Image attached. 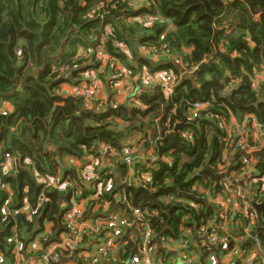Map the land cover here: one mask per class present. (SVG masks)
<instances>
[{"label":"trees","instance_id":"16d2710c","mask_svg":"<svg viewBox=\"0 0 264 264\" xmlns=\"http://www.w3.org/2000/svg\"><path fill=\"white\" fill-rule=\"evenodd\" d=\"M134 7L131 0H0V105L2 101L11 105V110L0 112L3 264L16 263L17 247L25 253L36 234L45 230V221L50 224V233L45 240L40 239L41 245L57 243L62 214L72 205L71 199L82 202L86 219L98 209L105 220L118 214L135 221L134 226L126 227L131 237L150 229L153 239L192 243L196 237L202 238L197 233L200 227L214 224L219 217L218 208L208 202L204 191L219 190L215 174L224 173L219 172L218 163L226 160L229 173L239 172L242 164L240 158L229 164L234 145L226 142L222 123L229 125L230 116L241 121L249 114L246 129L264 125V80L256 88L252 86V77L264 70V0H151L148 5ZM144 15L151 24L139 21ZM128 19L132 24L126 23ZM100 43L111 58L125 63L129 56L133 58L129 66L132 77L143 68L171 72L179 78L172 94L156 85L141 89L136 96L141 107L112 105L103 98L86 102L73 89L85 83L80 75L84 78L85 70L97 69L101 60L92 56L88 64H82L86 53L78 52ZM140 46L165 50L167 55L170 50L173 60L151 62L139 53ZM175 59L186 66V73L198 69L181 76ZM196 103L203 107L196 109ZM145 116L152 131L137 126ZM118 120L134 121L126 130L135 131L142 148L151 154H156V141L164 147L175 142L154 161L150 181L123 188L128 204L116 203L118 190L109 167L117 163L122 171L119 175L125 176L132 169L143 170L146 164L127 166L114 162L118 158L103 155L104 159L99 153L100 147L107 146L124 156L123 148L133 146L123 141L126 134L118 129ZM179 123L182 126L175 130ZM184 129L188 135L181 133ZM5 154L13 159L8 169L2 165ZM64 155L79 162L95 158L87 181L81 174L84 168L80 171L85 183L75 179L72 168L61 165ZM256 160L254 168L262 176L264 157ZM96 164H105L106 169L97 174ZM96 175H103L104 182L112 178L113 185H101L97 194L98 189L89 184ZM49 178L58 185H68L61 190L48 185ZM257 184L260 186L261 180L253 184L252 201L263 199V187L257 188ZM94 198L98 199L91 200ZM131 208L145 210L142 220L131 214ZM259 215L264 225V209ZM258 237L264 242V227ZM121 241L118 261L136 252L132 251L134 239L123 236ZM83 244L73 252L78 259L79 251L91 252L95 242L84 234ZM58 251L61 257L71 253ZM40 252L29 253L38 256Z\"/></svg>","mask_w":264,"mask_h":264},{"label":"built area","instance_id":"2783aa9c","mask_svg":"<svg viewBox=\"0 0 264 264\" xmlns=\"http://www.w3.org/2000/svg\"><path fill=\"white\" fill-rule=\"evenodd\" d=\"M131 1H132L133 6L148 5L151 2V0H131ZM139 21L145 25H149L152 23L149 16H145V15L143 17H139ZM162 45L166 47L165 44H162ZM140 50L149 52L153 55L167 56V53L165 52V50H156L155 47L147 48V47L140 46ZM263 71L264 70L256 73L252 77L253 87L256 88L258 83L264 80L260 78L261 73H263ZM182 75H183V71H182L181 76ZM137 78L140 79L143 89H149L156 85H161L163 87V91L166 94H172V90L179 80V78H177L176 80L175 76L171 72H168V71L151 72L146 68H143L141 72L138 73ZM116 85H117V82H116ZM73 91L75 93H79L83 95L85 97L86 102L92 101L94 98L96 99L100 98L98 94L95 93L93 88H91L88 84H85V83L74 88ZM195 105H196L195 107L196 109L202 106L200 103H196ZM246 120H247L246 118H243L241 121L237 120V125L231 124L232 121L229 122V128H230V131L233 132V134L230 131H228V134L234 135V138H232V140L228 142L234 145V149L232 153L233 152L235 153V150L244 148L246 146L247 139H248V138L244 139V137L246 136V135L244 136V133H245L244 126L246 125ZM181 133L184 135H188L189 131L187 129H184L183 131H181ZM251 133H252L253 138L256 139L258 143L255 144L254 145L255 147L253 148L249 147L247 149L248 152H254L253 150L259 149L261 147L262 136H264V126L259 125V124L253 125V129ZM141 143H142V140L139 141L138 143H132L133 144L132 147L123 148L122 153L124 154V156L117 157L118 158L117 161H119L120 163L124 162L127 166L133 165L134 163H145L146 164L143 170H139V169L133 170L132 169L128 171V173L126 174V177H127L126 185H140L144 181H150L151 168H152L151 166L152 164L150 161L152 159L147 158V157H152V155L146 156V158L144 157L145 155H143L142 152L138 150ZM158 145H160V143L159 141H156L153 146H155L157 149ZM99 153L102 155L103 158H104L103 155L105 156L119 155L115 151L110 150L109 147L107 146L100 147ZM93 160H95L94 157H90L89 162L86 159L82 160L81 164H83L84 166H89V170L86 172L85 175H87L88 173L92 174V168H93L92 164L94 163ZM165 160L169 162L170 158L165 157ZM252 160L256 161V157H250L247 162L252 161ZM12 162H13L12 157L8 154H5L3 157V161H2L3 167L5 169H8L9 167L12 166ZM222 164H224V168H221L220 163H218L217 166L219 168V172L225 173L227 171L225 169L227 165L226 160L222 161ZM251 165H252L251 168H249L250 167L249 165L245 166L247 170L242 169V171L239 173L234 172V173H229L228 176H222L218 182L219 184L218 191L205 190L204 193L206 194L208 202H210L217 208H221L222 211H228L226 209L225 204L231 205L230 210L234 212L240 210L244 218L247 220L254 221L256 220L255 218L257 216V220L259 222V215L255 212L254 208L252 207V199L250 197V194H251L250 191L253 190L252 189L254 188L253 183H255V181L249 180V173H253V175L255 173L254 172L255 165L254 164H251ZM82 169L83 167L80 168V171ZM98 171L100 172L101 170L98 169ZM244 171H247L246 174H244ZM243 176H245V179H243ZM97 179L99 181L104 180V178L100 176H98ZM258 179L261 180L262 177L257 178V180ZM51 180L52 182H50L48 185L52 184L61 190L66 185L65 183L58 185L57 182H53V179ZM241 180L242 182L240 185L238 183ZM112 182H113V179L110 178L109 181H107L104 184V187L111 186ZM7 199L10 200V197L8 196ZM119 199L121 202L125 201V203L128 204L124 195L120 196ZM71 203L72 205L69 208H67L62 214L61 224L64 227V231H63L64 233L61 235V237L58 238V242L51 243L46 246L41 245L40 239L45 240L46 236L50 233V229H49L50 224L48 223L46 226L44 225L45 226L44 233L39 237L33 238V240L30 242L29 247L25 253H21V251L17 247L16 255H15L17 258V261L15 264H58V263H61L62 261L68 260V257L70 259L76 258L77 260H80L74 256L73 252L77 251L79 248H82V246H84L83 244L84 234H88L90 238L94 239L96 248L94 252H88V251L80 252L79 251L78 256L82 258V256H84L85 253H89L91 255L93 264H96V262L98 264L99 261H102V262L108 261V262H113V263L117 262L116 254L122 248V244H123V242L121 241V238L123 237L122 227L126 228L130 226H134L136 222L125 220L120 215L115 214L107 218L105 222L101 221V223L99 224L95 221L97 219L93 218V216L89 215V219H86L84 217L82 202H79L78 200H75V199H71ZM130 210H131V214L137 220H142L143 218L142 216L144 215L145 210H142L139 208H133V209L131 208ZM218 210L220 211V209ZM219 218H220V215H219ZM90 219L92 220L90 221ZM222 220L225 222L227 221L226 217H224ZM260 226L264 227L262 223L260 224ZM244 232L249 233L248 236H245V238L249 237L251 230L248 229V224L246 228H244ZM186 233H188L187 230H186ZM197 233L200 234V236H202L205 239L206 249L210 246H215V245L217 246L218 244V245H221V248H220V251H222L221 255H223L225 259H227L232 254L231 249H229V247L227 246V240L229 238L219 237L216 226L213 224V222L209 224L207 223L205 227L204 226L200 227ZM98 234L99 236H97ZM153 237L154 235L150 229H146L142 235L136 236L135 239L136 241L138 240L137 243L139 245L141 244L140 246H142L140 250L138 251L137 250L138 246H136V250H137L136 252H133L132 254H130L127 260H124L121 263L117 262L116 264H161L160 261L153 259V257H151V254H150V247L148 243L151 241V239H153ZM245 238H243V240ZM166 240L172 241L170 239H166ZM177 242H179V244L181 245L183 249L186 248V249H190L191 251H192V247H194L197 244L196 242L189 243L185 239H180ZM250 243L253 244L252 246L255 251H258L264 254V242L257 235L252 236V241ZM40 246L42 248H40ZM58 249L62 251L69 250L71 253L67 256L61 257ZM37 250H41L38 256L33 255V253L32 254L29 253L31 251H37ZM248 251H249L248 248H244L240 252L235 251L234 253L237 256H243L247 254ZM207 252L209 253L208 254L209 256L214 255V252H212L209 249H207ZM214 257L216 258V256ZM0 264H3L1 255H0Z\"/></svg>","mask_w":264,"mask_h":264},{"label":"crops","instance_id":"0c3cea01","mask_svg":"<svg viewBox=\"0 0 264 264\" xmlns=\"http://www.w3.org/2000/svg\"><path fill=\"white\" fill-rule=\"evenodd\" d=\"M138 7H140V6L137 5L134 8H138ZM142 54H144L145 56H152L149 59L151 62H154V61L158 62L160 60H166L167 61V59L173 60L172 57H167V56H163V55H153V54L146 52V51H143ZM107 56H108V58L110 57L109 55H107ZM129 57H131V56H129ZM175 61L180 64V61L178 59H175ZM127 62H128V59H127ZM125 64H127V63H125ZM183 67H186V66L180 64V69H182ZM100 69H102V66H100L98 68V70H100ZM105 70H106V67L100 73H103ZM106 74H108V73L105 72V73H103V76H101V80H104V83L102 86L103 88L101 87V89L98 90V93H97L98 96L100 98L106 99L108 101L110 100L114 104H126V103L131 104L130 103L131 100H128L125 98V95H128V93L122 91L120 89V85L118 87H115L113 90H109L110 86H109L108 81L111 78L109 76H106ZM125 74H126V72H125ZM130 74L131 73L128 71V74H126L125 76L130 75ZM184 74H186V72H184ZM98 75H99V72H98ZM137 77H138V73H136V75L133 76L132 82H131L132 87L130 89H128V91L133 93L134 95L135 94L138 95L142 89V87H140V85H138L139 82H138ZM260 78L264 79V71H263V73H261ZM83 80H85V79H83ZM84 82H85V84H89V82H92V81H90V79H87ZM81 84H83V82L80 83V85ZM97 85H99V84L97 83ZM116 90L118 91L117 93L115 92ZM5 104L8 105V108L10 107V104L8 102ZM201 107H203V106H201ZM10 109H8V110H10ZM4 110L8 111L7 109H4ZM248 117L249 116H245L244 118L247 119ZM229 119H230V121H232L231 124L237 125V119L236 118H234L233 116H230ZM262 126H264V125H262ZM251 132H252V130H251ZM251 132H250V130H248V132H246V134H247L246 136H248L247 138L250 137L249 134ZM261 146H262V148L264 147V136H262ZM154 150H156V147L154 148ZM139 151L142 152L143 155H145L144 156L145 158H146V156L152 155V157H147V158L152 159L150 162L152 164L151 166L153 167L154 161L159 156L157 150H156V154H154V151L151 154L150 151H147L146 149H144L142 147ZM232 156H233V154H232ZM113 157L117 158V157H119V155L113 156ZM117 160H114V162L115 161L117 162ZM256 163H257V160L254 161V165H256ZM114 164L117 165V163H114ZM81 165H83V164H81ZM116 165H112L111 167H109V172L112 174V177L114 179V185H115L116 189L120 188L121 192L118 191V193H119L118 195L121 196V194L123 193V188L125 187L123 185H126V183H127V181H126L127 177H126V175L125 176L122 174L119 175L120 171L118 170ZM254 170H255L256 174L253 175V173H249V180L250 181L256 182V181L260 180V179L257 180V178H259V177L263 178L264 177V174L262 176H260V175H258V171L256 169H254ZM234 172L235 171H233V173ZM246 172L247 171H244V174H246ZM243 179H245V176H243ZM241 182H242V180L240 181V183ZM89 184L91 185L93 190H97L101 186L98 183H89ZM263 184H264V182H263ZM81 187H83V186H81ZM80 193L81 192L78 193V196L82 195ZM80 198H82V197H80ZM168 199H170V198H168ZM171 200H175V199H171ZM171 200H168V201H171ZM225 206H226V209L228 211H222L221 208H218V209H220L219 215H220L221 220L219 217H216V219L214 221V225L216 226L217 233H218L219 237L229 238L227 240V246L229 247V249H231L232 254L227 259H225L223 257V255H221L222 254V251H220L221 245H218V244H217V246L215 245V246H210L207 248V249L211 250L212 252H214L213 256H211V255L209 256L208 255L209 253L207 252V249H206L205 239L203 237L202 238L196 237V239H193L192 243L196 242L197 244L194 247H192V251L190 249H186V248L183 249L181 247V245L179 244V242H177V241H168L166 239H161L160 237L151 239V241L148 243V245L150 247L151 257H153V259H156L157 261H160L161 264H191V263L203 264L200 261L201 258H203L204 264H264V254L254 250V248L252 246L253 244L250 242H247L248 237L245 238V236H248L249 233L244 232V228H246L247 224H248L249 230H254L256 227L259 226L257 216L255 218L256 220H254V221L247 220L244 218V216L240 210L234 212V211L230 210L231 205L225 204ZM224 217H226V219H227L226 222L222 220ZM239 218L242 219L241 222H239ZM95 219H97L95 221L98 222V220H100L102 218H95ZM91 220L92 219H90V221ZM102 222H105V219H102ZM239 223H243L244 225L241 227V226H239ZM223 226H226V227L230 226L231 231L230 232L225 231L223 229ZM62 229L63 230L60 232L59 237H61V235L64 233L63 232L64 231L63 226H62ZM123 233H124L125 238L134 239V241H136V239H135L136 237L130 236L132 233L129 234L128 228H123ZM254 235L258 236V232H255ZM243 238H245V239L243 240ZM135 244H136V242H134L133 246H135ZM136 246H138L137 247L138 251L142 247L138 243ZM95 248L96 247L94 245V248L92 249L91 252H94ZM214 248L216 249L215 251H214ZM244 248L249 249L247 254H245L243 256H237L234 253L235 251L240 252ZM214 256H216V258ZM122 261L123 260L118 261V259H117L118 263H121ZM80 262L83 264H93L92 259H91V255L89 253H85L84 256H82V258L80 260H77L76 258L70 259L68 257V260L62 261L61 263H58V264H79ZM117 262L113 263V262L104 261L103 263L116 264Z\"/></svg>","mask_w":264,"mask_h":264},{"label":"rangeland","instance_id":"374dc122","mask_svg":"<svg viewBox=\"0 0 264 264\" xmlns=\"http://www.w3.org/2000/svg\"><path fill=\"white\" fill-rule=\"evenodd\" d=\"M131 20L132 19L126 20V23L128 25L129 24H132V23H130ZM136 45L137 44L135 42L134 43V46H136ZM125 46L128 48V45L127 44ZM89 50H90V52L92 54L88 52ZM89 50L88 51L83 50V49H80L79 50L78 53H82L83 55L86 53L85 55H86V58L87 59L85 61H83L82 64H88L90 62V60L92 59V56H93L96 60H101L102 69L98 70V68L100 67L99 66L97 69L91 68V69L85 70L84 78H81L82 76L80 75V81L83 80V79L86 80L87 78L90 79V81H92V82H89L90 87L93 88V90L95 91V93H98V90L101 89V87L103 86V83H104V80H101V76L98 75V72L99 73L102 72L103 69H105V67H106V69H107L106 71L108 73V74H106V76H109L111 78L108 81V83L110 82V84H109L110 88L108 87L109 90H113L115 87H118L120 85V89L122 91L128 93V95H125V98L128 99V100H131L130 101L131 104H134L137 107H140L141 104L139 103V101L136 98L137 94L134 95L133 93H131V92L128 91V89H130L132 87V83L131 82H132V78L133 77L131 76V74L125 76L126 74H128V71L130 72L129 66L133 63V58L132 57H129L127 64H125L123 61H121V60H119L117 58H111V57L108 58V56H107L108 54L106 53V49H105V46H104L103 43H100L96 48L89 49ZM138 51H139V53L144 58L150 59L152 57V56H145L144 54H142L143 52L140 50V47H139ZM168 51L171 53L170 50H168ZM128 52L130 53L129 48H128ZM170 53H168L167 57H171V54ZM125 72H126V74H125ZM112 78H118V79H115L114 80ZM115 81L117 82V85H116V82ZM138 82H140V79L139 78H138ZM97 83L99 85H97ZM138 85H140V87H142L141 82ZM115 92L117 93L118 91L116 90ZM112 105H115V104L112 103ZM10 108H11V105L8 108V105L7 104H5V105L3 104V105L0 106V112H5L6 110H4V109H7L8 110ZM247 116H249V114H247ZM148 119H149L148 116L141 117L139 119L140 122H139V124H137V126L138 127L141 126L143 129L147 130V132L148 131H152V130H148L149 126H151L148 123ZM117 122L119 124L118 125V127H119L118 129L119 130H122V131H125V134H126V137L123 139V141H129L131 143H138L139 141H141V138L138 137V136H136V134H135L136 132L135 131L126 130V127L129 126V124H131V123L134 122L133 120L132 121H129V122H122L121 120H118ZM222 127H223L224 131L226 132V138H227L226 142H230L232 140V138H234V135H232L233 132L230 131L229 125H226V124H223L222 123ZM246 127H247V125L244 126V130H245L244 136L247 135L246 132H248V130H249V129H246ZM136 129H138V128H136ZM228 131H230L232 134H228ZM250 132H251V130H250ZM139 134H140V132H139ZM141 134H145V132H141ZM249 135L251 137V138H249L250 141H251V144H250L249 147L250 148H253V147H255L254 145L258 143V141L253 138L252 133H250ZM247 137L248 136H245L244 139H247ZM141 147H142V143H141V146L138 148V150H140ZM260 148L259 149H256V150H253V151L254 152H257V150H260ZM162 154L161 155L158 154L159 157H161ZM62 160H63V163H61V165H66V166L72 168V170L74 172V176L76 177L77 181L80 182L82 180L83 183H85L88 180L89 174L88 175H85V174L89 170V166L81 165V162H82L83 159H81L80 162H79L73 156L64 155L62 157ZM240 160H241L242 164H241V168L239 169V172H241L242 169L243 170H247L245 168L246 165H249L250 166L249 168H251V166H252L251 164H254V161L253 160L252 161H249V162H246L244 160V158H242V157H240ZM82 166L84 168V172L81 173V174L85 175L84 178L86 179V181L84 179H82L81 176H80L81 175L80 174V168H82ZM101 166H102L101 164H98L97 165V167H101ZM220 166H221V168H224V164L220 163ZM119 171L122 172L120 169H119ZM60 178H63V172L60 173ZM263 178L261 179V185H260L263 188H262V190H260V193H261V195H262V197L264 199V184H262L264 182V179ZM49 179H50V182H52L51 178H49ZM53 182H55V181H53ZM199 184H200V182H199ZM66 185H68V184L66 183ZM260 186L258 184L256 185L257 188L260 187ZM250 192H252V191H250ZM97 199L98 198H94V199H91V200L96 201ZM256 201L259 202L260 200H256ZM98 204H100V202ZM93 209H94V207H93ZM93 212H94V218H102L101 213H99V212H101L100 210L94 209ZM101 221H102V219L98 220L97 223L100 224ZM241 221H242V219L239 218V222H241ZM47 224H48V221H45L44 222V225L46 226ZM243 225H244L243 223H239V226L242 227ZM223 229L225 231H227V232H230L231 231L230 226H228V227L223 226ZM43 233H44V231L43 232H38L35 237H39Z\"/></svg>","mask_w":264,"mask_h":264},{"label":"water","instance_id":"95a60500","mask_svg":"<svg viewBox=\"0 0 264 264\" xmlns=\"http://www.w3.org/2000/svg\"><path fill=\"white\" fill-rule=\"evenodd\" d=\"M197 69H195V71H197ZM181 126H182V123H179V124H177L175 126L174 129L177 130ZM249 138L247 139L246 146L244 148L238 149L234 153V155L231 158H229V164H232L233 161L235 160V158L243 157V158H245V160L247 162L250 157H258V158H263L264 157V147L261 148L260 150H258L257 152H248L247 151V149L249 148V146L251 144V141H250ZM174 144H175V142L174 143H171V144H169V145H167L165 147L164 146H161V145H158V148H157L158 154L161 155L163 152L167 151L168 149H171L174 146ZM205 168H207V166ZM209 169H211L214 172V170L212 168L209 167ZM228 175H229V171H227V172L224 173V176H228ZM221 177H222V174H219V173H216L215 174V180L217 182L216 183V188L219 187L218 182H219V180H220ZM75 179H76V177H75ZM238 184L241 185L240 182ZM252 207L254 208L255 212L259 215L260 214V211L262 209H264V199L260 200L259 202H257L256 200L255 201H252ZM258 223H259V226L256 227L254 230H251L247 242H251L252 241V236L254 235L255 232L263 231V227L260 226L261 221H259ZM137 242H138V240L136 241V244H135L134 248L132 249V251H135L136 250ZM200 261L204 264L203 258H201Z\"/></svg>","mask_w":264,"mask_h":264},{"label":"clouds","instance_id":"9594fccd","mask_svg":"<svg viewBox=\"0 0 264 264\" xmlns=\"http://www.w3.org/2000/svg\"><path fill=\"white\" fill-rule=\"evenodd\" d=\"M197 68H198V67H194V68H192V69H191L188 73H186V74H189L191 71H193V70H195V69H197ZM181 70L183 71V75H185L184 72H187V71H186V68H182ZM182 71H181V73H182ZM142 89H143V88H142ZM5 103H7V101H2V102H1V105L5 104ZM1 105H0V106H1ZM157 148H158V147H157ZM157 152H158V151H157ZM163 153H164V152H163ZM104 159H105V158H104ZM105 164H106V163H105ZM105 164H104V165H105ZM104 165H102L101 167L98 168V169H100L101 171H100V172H99V171H96L97 174L103 172V170L106 169V167H105ZM110 166H111V165H110ZM108 172H109V170H108ZM109 173H110V172H109ZM110 174H111V173H110ZM98 176L104 178L103 175H96V176L94 177V180L91 181V183H98V184H100V185H104L107 181L104 182V181H105V178H104L103 181H99V180L97 179ZM108 181H109V180H108ZM111 185H113V182L111 183ZM123 186H126V185H123ZM115 189H116V187H115ZM116 190H118L119 192H121V191H120V188H119V189L117 188ZM100 193H101V191H100L99 188H98L97 194H100ZM118 194H119V193H118ZM118 194L115 195L116 203H122V202L120 201V199H119L120 196H119ZM122 195H123V193L121 194V196H122ZM118 196H119V197H118ZM93 218H94V216H93ZM58 230H60V229H58ZM62 230H63V229H62V227H61V231H62ZM61 231H60V232H61ZM122 231H123V228H122ZM60 232H59V233H60ZM123 236H124V234H123Z\"/></svg>","mask_w":264,"mask_h":264}]
</instances>
